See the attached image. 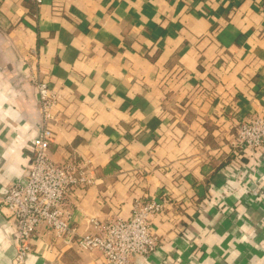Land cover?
<instances>
[{
    "label": "crops",
    "instance_id": "crops-1",
    "mask_svg": "<svg viewBox=\"0 0 264 264\" xmlns=\"http://www.w3.org/2000/svg\"><path fill=\"white\" fill-rule=\"evenodd\" d=\"M37 80L59 95L50 157L93 176L66 197L78 234L153 199L136 264H264V147L231 146L238 118L264 117V0H0V194L33 157ZM31 246L25 264L104 262L45 227Z\"/></svg>",
    "mask_w": 264,
    "mask_h": 264
},
{
    "label": "built area",
    "instance_id": "built-area-1",
    "mask_svg": "<svg viewBox=\"0 0 264 264\" xmlns=\"http://www.w3.org/2000/svg\"><path fill=\"white\" fill-rule=\"evenodd\" d=\"M41 114L40 127L32 139L33 157L22 181H11L0 194V209L7 210L14 247L11 264H25L31 253V238L39 228L51 230L55 237L74 238L78 248L98 250L103 264H136L133 257H147L156 247L150 217L163 209L153 199H136L128 217L105 221L91 219L93 231L78 234L67 204L68 193L93 182L90 171L74 160L58 163L49 155L53 142V108L59 95L44 80H37ZM233 149L246 155L264 147V117L252 115L237 119L231 140Z\"/></svg>",
    "mask_w": 264,
    "mask_h": 264
}]
</instances>
